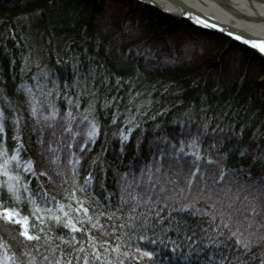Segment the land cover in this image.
<instances>
[{"label": "trees", "instance_id": "16d2710c", "mask_svg": "<svg viewBox=\"0 0 264 264\" xmlns=\"http://www.w3.org/2000/svg\"><path fill=\"white\" fill-rule=\"evenodd\" d=\"M28 89L52 93L36 96L41 104L47 101L57 108L52 126L37 124L31 116ZM89 108L93 111L83 120ZM0 110L5 127L0 210L27 216L29 230L40 237L25 240L19 225L0 216V264H27L28 252L37 264H47L44 255L49 260L60 255L48 250L60 245L58 234L68 232L54 217L63 219L70 212L65 196L73 183L70 152L79 157L77 184L83 185L89 171L93 173L91 192L84 194L98 200L101 210L109 203L113 210L119 206L125 173L128 179L147 182L149 172L161 182L172 181L169 189H183L176 193L178 203L195 202L201 211L182 215L193 229L206 220L209 193L217 205L237 195L236 207L264 205V58L228 37L201 33L154 6L132 0H0ZM69 110L75 117V139L64 131L63 117ZM93 118L98 123L94 142L76 147L87 139ZM122 130L128 134L126 141L119 135ZM193 138L199 147L190 151ZM66 141H71V149ZM182 141L183 152L172 154ZM50 145L59 154L58 162L52 160L56 153ZM14 156L22 162L31 159L35 174L13 161ZM197 167L189 188L186 177ZM7 184L18 188L19 200ZM41 190L48 193L47 202ZM258 223L264 225V219ZM256 235H264V228ZM209 238L216 239L211 234ZM130 243L131 249L122 247L113 259L124 264H211L215 256L214 249L183 245L176 251L162 248L144 261L132 260L124 253H134L145 242ZM73 246L61 245L64 253ZM251 252L257 260L249 264H257L264 242Z\"/></svg>", "mask_w": 264, "mask_h": 264}, {"label": "snow or ice", "instance_id": "6c2138e0", "mask_svg": "<svg viewBox=\"0 0 264 264\" xmlns=\"http://www.w3.org/2000/svg\"><path fill=\"white\" fill-rule=\"evenodd\" d=\"M197 23H205V21L197 20ZM233 35H235L236 39L244 40L245 43L254 46L260 52H264V39L245 40L241 35H236L235 33ZM43 75L46 77L47 73L45 72ZM82 86L86 87V81ZM36 87L39 88V84ZM27 94L32 102L30 106L31 116L35 118L36 123L39 124L43 121L44 124L52 126L59 115L57 108L52 103L45 101L44 104H41L36 99L37 95L51 96L52 93H45L41 90L39 93L33 94L31 89H28ZM66 98L71 104V98ZM85 111L88 115H85L83 120H88L93 109L89 108ZM3 119L4 113L0 110V143H2V137L5 132ZM63 119L67 122V127L64 128V131L70 132L72 139H75L77 133L72 132L71 124L75 117L70 110ZM15 122L18 130L19 117H15ZM125 122L130 123L131 121L126 118ZM33 131H35V128ZM41 131H43V126ZM97 134L98 123L93 118L88 123L87 139L84 143H78L76 147L84 148L85 144L94 142ZM119 135L123 141L128 139V134L123 130ZM16 139L17 147H20L19 138L16 137ZM66 142L69 149H71V141ZM189 144L191 146L190 151L199 147L195 138L190 140ZM49 150L56 153V149L51 145ZM183 150L184 143L182 141L178 149L173 146L172 154L179 155ZM164 154L162 153V155ZM69 155L71 157L69 163L72 165L73 183L71 189L65 192V196L70 201V212H65L63 219L59 216L54 217L56 224L61 229H68V232L58 234L57 238L60 241V245L53 244L52 248L48 250L52 253L59 252V256H56L53 260H49L47 255L42 257L47 264H124L123 260L113 259L112 254L119 255L122 247L131 249L132 244L130 242L132 240L145 242L143 247L137 245L134 253H124L125 256L130 255L132 260L144 261L145 257L153 258L157 256L162 248H170L172 251H176L183 245H198L199 247L207 248L209 251L214 249L215 256L211 264H249V261L257 260V256L251 252V249L264 242V235H256L257 229L264 228V225L258 223V220L264 219V205L256 206L253 204L243 208L236 207L235 205L240 199L238 195L235 198L226 199L225 203L217 205L212 200V194L209 193L208 199L211 201V208L210 210H203L206 220L202 224L197 225L196 229H193L183 220L182 215L200 212V209L195 208V202L178 203L179 197L176 193L182 192L183 189L174 185L169 189L167 185L172 184V181L161 182L158 177L154 178L152 173L149 172L147 182L135 178L128 179V174L125 173L124 177H122L119 206L113 210L114 206L109 203L107 210H101L103 206L99 205L98 200L93 202L84 194L85 190L91 192L93 173L89 171L83 185L77 184L76 176L78 175L77 164L79 157L75 152H70ZM193 155L199 158L200 153L195 151ZM11 159L22 163L25 171L35 174L31 159L26 162L20 161L18 156H14ZM52 160L58 162L59 154H54ZM6 163L7 159L5 160ZM0 167H3V165H0ZM157 171H159V168H157ZM198 171L199 168L197 167L192 174L186 177L189 188L195 178V172ZM4 174L7 175V172ZM43 175L47 176V173L45 172ZM220 178H223V171L220 173ZM7 190L13 195L14 199H20L16 186L7 184ZM41 191V199L47 202V199H50L48 193ZM77 193H80V195L77 196ZM216 199L219 200L221 198L217 197ZM32 202L35 205L34 198H32ZM64 207L65 205L62 204L61 209ZM0 216H3L5 220L11 223L19 225L20 235L25 240L40 239L35 232L29 230V218L27 216L20 217L16 211L8 208L0 210ZM101 217L104 218L103 221ZM36 219L40 220L41 224L45 223L40 216H36ZM39 231L44 232V229L40 228ZM77 233L83 235L85 239L78 241ZM209 234L216 239L209 238ZM45 235L47 234L45 233ZM48 239L51 240V237H48ZM65 244L69 246L75 245L71 247L70 253H64L61 245ZM149 247L152 250H147ZM24 255L28 258L27 264H37L31 252ZM16 264H20V261H16ZM257 264H264V252L260 253Z\"/></svg>", "mask_w": 264, "mask_h": 264}, {"label": "bare ground", "instance_id": "6f19581e", "mask_svg": "<svg viewBox=\"0 0 264 264\" xmlns=\"http://www.w3.org/2000/svg\"><path fill=\"white\" fill-rule=\"evenodd\" d=\"M132 1L135 4L149 5L145 3L143 0H132ZM151 1H154V3L159 4L160 6H162L163 8L174 14H178V12L180 13V11L184 9L183 11L191 13L196 17H201V19L209 20L212 22L215 21L220 24H223L226 27H228V29L236 33H240L245 38V40L264 39V0H151ZM175 18L191 23L190 21L182 17L179 18L175 17ZM191 24L195 26L196 29L201 33L210 32L217 36L219 34L221 36L228 37L227 35L217 32L213 29L203 28L193 23ZM228 38L233 40L230 37ZM233 41L237 44L243 45L235 40ZM256 53L259 54L258 52Z\"/></svg>", "mask_w": 264, "mask_h": 264}, {"label": "water", "instance_id": "95a60500", "mask_svg": "<svg viewBox=\"0 0 264 264\" xmlns=\"http://www.w3.org/2000/svg\"><path fill=\"white\" fill-rule=\"evenodd\" d=\"M145 3L149 4V5H153L155 6L157 9L161 10L163 13L169 15V16H173V17H182L188 21H190L191 23L197 25V26H201L203 28H209V29H213L217 32H220V33H223L225 35H227L228 37L232 38L233 40L245 45L246 47L258 52L261 56L264 57V52H260L257 48H255L254 46L248 44V43H245L244 40H238L235 38V35H233V33H235L236 35H241L240 33H236L230 29H228V27H226L225 25L223 24H220L218 22H212V21H209V20H205V19H201V17H196L195 15L191 14V13H188V12H185L183 11L184 9H180V13L178 12V14H174L168 10H166L165 8H163L162 6H160L159 4L157 3H154V1H151V0H143ZM197 20H204L205 23H197ZM242 36V35H241Z\"/></svg>", "mask_w": 264, "mask_h": 264}, {"label": "rangeland", "instance_id": "374dc122", "mask_svg": "<svg viewBox=\"0 0 264 264\" xmlns=\"http://www.w3.org/2000/svg\"><path fill=\"white\" fill-rule=\"evenodd\" d=\"M250 49V48H249ZM251 51H253V52H255L254 50H252V49H250ZM260 55V54H259ZM261 57H263V56H261ZM264 58V57H263ZM231 65H232V60H231Z\"/></svg>", "mask_w": 264, "mask_h": 264}]
</instances>
